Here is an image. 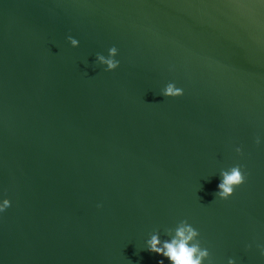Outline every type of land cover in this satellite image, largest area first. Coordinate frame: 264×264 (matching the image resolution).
<instances>
[{"label":"water","instance_id":"obj_1","mask_svg":"<svg viewBox=\"0 0 264 264\" xmlns=\"http://www.w3.org/2000/svg\"><path fill=\"white\" fill-rule=\"evenodd\" d=\"M257 136L264 0H0V264H157L182 220L211 264H264Z\"/></svg>","mask_w":264,"mask_h":264},{"label":"clouds","instance_id":"obj_2","mask_svg":"<svg viewBox=\"0 0 264 264\" xmlns=\"http://www.w3.org/2000/svg\"><path fill=\"white\" fill-rule=\"evenodd\" d=\"M73 48L80 46V41L73 36L67 37ZM107 56L97 55V61L105 67V71L112 72L120 67V60L117 59L119 50L112 46L107 50ZM167 98H175L184 95V89L178 87L175 82H168L160 92ZM255 143H264V137L257 136ZM235 152L243 154L241 147H236ZM246 172L242 165L235 164L220 172V182L217 184L216 197L227 200L234 195L235 189L245 183ZM100 207L101 205H97ZM11 209V203L7 198L0 199V216H3ZM167 239H161L159 230H154L145 241L146 250L162 257L157 264H211L210 253L206 247H202L199 239V231L187 220L180 221L175 228L166 229ZM261 254L264 255V246L261 247ZM227 264H236V260L229 258Z\"/></svg>","mask_w":264,"mask_h":264}]
</instances>
